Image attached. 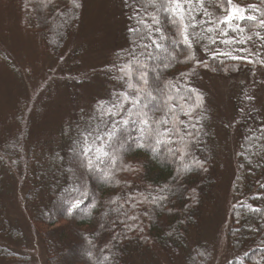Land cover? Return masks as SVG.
I'll list each match as a JSON object with an SVG mask.
<instances>
[{
    "label": "trees",
    "instance_id": "16d2710c",
    "mask_svg": "<svg viewBox=\"0 0 264 264\" xmlns=\"http://www.w3.org/2000/svg\"><path fill=\"white\" fill-rule=\"evenodd\" d=\"M85 1L0 0V84L9 74L19 89L36 86L19 79L28 71L25 55L15 58L27 52L14 42L17 28L32 54L42 48L58 68L48 88L49 77L20 90L0 118V264H38L35 240L46 264H264V0H114L124 42L99 69L98 91L108 77L115 85L92 100L91 114L78 100L88 79L66 76L62 65L79 53ZM204 75L247 77L232 99L231 149L198 86ZM50 86L70 111L36 124L31 108L37 115L54 100ZM231 160L225 219L208 242L203 226Z\"/></svg>",
    "mask_w": 264,
    "mask_h": 264
},
{
    "label": "rangeland",
    "instance_id": "374dc122",
    "mask_svg": "<svg viewBox=\"0 0 264 264\" xmlns=\"http://www.w3.org/2000/svg\"><path fill=\"white\" fill-rule=\"evenodd\" d=\"M62 18H64V20L66 19L64 15H62ZM124 29L125 20L122 8L118 4H116L114 0L85 1L83 9V23L78 39L75 42V44L78 43L76 53H78V50L79 53L78 55L75 54V56L72 57V62L68 67H66L63 63L62 65L65 67L66 76L68 74L76 75L80 72H83L82 78L79 79V81H85L88 79L87 83L82 84L83 89H79V96L82 100H78H85V102L83 103H86L88 101L87 109L90 114V107L93 104L92 100L104 98L105 94L102 93L105 91V93L109 94V91L115 85L114 82L110 81L111 77L110 79L108 77L110 83L107 85V88H102L101 92H99L100 90L98 91V89L100 85L103 84L102 79H100L99 77V69L106 65L111 66L115 62L112 59V52L114 49H116L115 47H118L121 44V41L124 42ZM29 37L30 36L21 31L20 28H17L13 35L14 42H17L20 45H24L27 51L25 52L21 50L17 53V56H15L16 59H20V56L25 55L20 60V69L22 71H25V69L28 71L27 74L21 73L19 79H21L22 82V79L26 78L27 80L34 82L35 85L39 87L41 83H43V81L45 83L49 77V80L46 84V87L48 88V86L56 80L58 76V68L54 65L47 66L46 57L44 56L45 52L42 48L39 47L40 51L38 52L35 50L32 54L34 44ZM213 37L214 39L217 38L214 35ZM251 47L252 46L247 49L252 51L253 55L256 54V48L252 47L251 49ZM260 54H264V50L260 51ZM34 55H36V57L38 55V64H36V60L35 62L31 60V58H35ZM77 56L81 57V60H79ZM157 57L163 59L165 58V56L163 55ZM77 60L80 61V63H78ZM153 70H159L158 66H156ZM88 71L90 73H87V76L86 72ZM257 73L259 76H264V71H262L261 69H259ZM5 77L6 79L3 80V82L0 84L1 119H3L7 115V113H9L14 108L12 102L16 99L17 93H19L20 90L32 92L36 87L33 83L28 85L26 82H24L20 83L19 89V82L16 79L12 78L9 74L5 75ZM246 79L247 77L245 78V75L234 78H222L217 76L212 77L209 75H204L202 81L198 83V86L205 90L208 94V102L216 115V117L214 118H220L224 120L223 126L226 129V134L224 135V133H222L223 129L221 127L219 128L217 126L215 130L217 138H220V140H227L230 149L232 148L233 142H235L237 138V135L231 130V122L233 119L232 99L238 92V89L240 87L239 84L245 83ZM16 89L17 92L14 93V90ZM52 93L54 94V100L50 104L41 102L42 104L38 105L37 112L39 113L37 115L31 108V114L29 115L31 121L34 119V117L37 116L38 119L36 124L39 123L41 125H44L48 124L49 122L57 123L70 111L69 109L68 112H65L67 111L68 104L66 100L63 101L64 96L63 98L61 96L56 97V90L54 88H52ZM260 97L264 98V89H262V91L260 92ZM59 105H61V107ZM62 107L64 112L61 110ZM46 108H48L47 116L42 117L41 114L40 117V110L43 112L44 109L46 110ZM23 111L24 109H19V113ZM11 139L12 137H10V140ZM233 167L234 165L232 164V160L231 167L228 168V164L226 167H224L221 187L217 193V201L215 204L216 210L207 218L205 226H203L202 238L208 242L215 241L216 236L219 232L217 231V228L223 224V221L225 219V206L228 200L231 171L233 172ZM2 197H5L4 193ZM10 197H13L12 194L10 195ZM14 213H17L18 222L21 226L24 227L26 225L24 215L18 210ZM14 218H16L15 215ZM25 233L29 234L28 230H26ZM70 243H72V241H70ZM32 245V256H37V259L35 260L38 262V264H46V255L41 246V242L39 240H35L34 244ZM13 252L21 254L23 251L19 247L18 249H14ZM103 262H105V259H101L98 264H102Z\"/></svg>",
    "mask_w": 264,
    "mask_h": 264
}]
</instances>
